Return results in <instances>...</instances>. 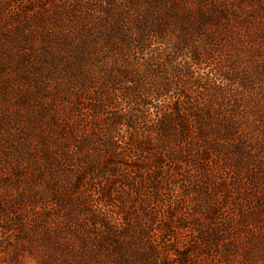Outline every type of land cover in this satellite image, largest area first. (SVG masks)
I'll list each match as a JSON object with an SVG mask.
<instances>
[{"label": "rangeland", "instance_id": "1", "mask_svg": "<svg viewBox=\"0 0 264 264\" xmlns=\"http://www.w3.org/2000/svg\"><path fill=\"white\" fill-rule=\"evenodd\" d=\"M0 264H264V0H0Z\"/></svg>", "mask_w": 264, "mask_h": 264}, {"label": "trees", "instance_id": "2", "mask_svg": "<svg viewBox=\"0 0 264 264\" xmlns=\"http://www.w3.org/2000/svg\"><path fill=\"white\" fill-rule=\"evenodd\" d=\"M148 105L147 102L143 103L142 106H146ZM148 107V106H146ZM154 108L156 109V111L154 113H150V117L152 119H150L148 116L143 115V116H139V115H130L126 118L125 120V126H127V128L129 130H133L136 129L138 127V129H140V126L142 128L145 127V123H148L146 128L147 131H149L150 133H156L157 135H159L161 138L160 140L157 142L158 145V150L154 151L159 153L158 155H155V159H157V161H155L153 164L154 165H164L165 161L162 159V155H161V151L163 150V148L165 146H170V144H174L172 151L174 154H181L183 153L180 152L181 150H184V145L186 144V142L189 140V138L191 137V135H189L191 132V125L188 123V117L186 116V113L183 109V107L180 105L179 102H173L171 103V105H167L164 108L161 109L159 106H155ZM148 110V108H146L144 110V112H146ZM139 111V110H138ZM198 110H193L191 111L192 113H194L193 116H195V121H198L199 123V128L200 130L203 132H208L207 128H209V130H211L212 125L209 124L206 120V118L203 116L202 112H201V118L198 115V113H196ZM140 112V111H139ZM130 113H135V111L130 110ZM200 113V112H199ZM142 114V113H141ZM183 114V115H181ZM123 117L125 116V114L122 115ZM189 116V114H188ZM121 117V116H120ZM150 124V126H148ZM140 125V126H139ZM144 128V129H146ZM214 128V126H213ZM199 130V131H200ZM201 132V134H202ZM165 136V137H164ZM167 138H172V141L175 142H169V140ZM170 140V141H171ZM111 143L109 142V145H115L116 141H112L110 140ZM144 141L141 140L140 142H138L136 144V147H139L138 145L142 144ZM117 144V143H116ZM118 146H115V151H117ZM178 147V148H176ZM148 146L146 145V143H144V148H141L143 151L146 150V152H150L151 149H147ZM139 148L135 149V150H141ZM154 152H151L152 154ZM180 152V153H179ZM154 155V154H153ZM166 158V157H165ZM167 159V158H166ZM140 167V166H139Z\"/></svg>", "mask_w": 264, "mask_h": 264}]
</instances>
